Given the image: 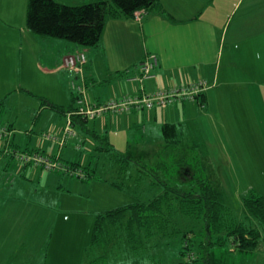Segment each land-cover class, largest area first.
<instances>
[{"label": "rangeland", "instance_id": "rangeland-1", "mask_svg": "<svg viewBox=\"0 0 264 264\" xmlns=\"http://www.w3.org/2000/svg\"><path fill=\"white\" fill-rule=\"evenodd\" d=\"M27 2L28 0H0V46L6 47L1 54L2 56L12 55L11 66L16 64L13 68L18 69L17 72L12 69L10 83L0 87V99L5 98L0 112V256L4 254L6 257L5 250L9 249L10 255L18 254L13 264H81L84 254L79 258L75 244L77 247L78 242L89 241L96 213L129 203L139 195V191L143 193V191L150 190L146 192L151 194L155 190L156 186L151 187L147 177H143L142 181H133L135 165L131 163L127 168L132 175V182L128 184L126 178H122L123 176L119 178L115 169L120 164L115 158L118 155L127 154L133 159L152 162L155 150L159 151L164 148L163 141L159 139L155 129L160 119L158 118V122L155 123L153 116L145 119V113L133 112L122 114L117 118V122L109 121L108 125L103 126L101 118L97 117L95 120L88 121L92 125L98 123L96 127L89 125V130L77 127L76 132L75 125H71L73 134L64 136L66 114L63 117L42 105L44 102L39 95L45 96L51 102L56 99L70 104L73 82L82 81L80 78H75L72 72L71 74L63 72L62 78L66 77V87L69 93V99H67L65 95L55 94V87L61 88V78L57 80L54 76L34 74L36 72L30 71L27 62L28 57L33 56L34 48L38 49L39 42L37 41L42 37L68 43L71 41L50 36H35L37 40L32 38L30 35H33L31 34L33 32L25 28ZM19 45L21 46L20 51L27 52L23 55V58L26 57L27 67L20 64V57L13 58L15 49H18ZM82 48L89 50L94 47L83 46ZM65 50L68 51L66 48ZM85 50L81 51L85 53ZM106 59V53L96 56L95 63L98 64L95 66V73L98 74L94 76L96 82H89L85 85V76H89V72L83 70L82 84L86 99L90 103L119 100L122 95L112 97V91L117 90L122 81H125L124 89H129V83L123 78L118 79L114 74L107 75L105 78ZM99 72H101L100 75ZM219 80L223 93L216 94V97H229L230 103L226 101V103L218 104L214 100V105H212L215 110L212 117L207 119L204 116L201 125L205 130L208 143L209 171L216 175L224 189V200L230 208L232 219L238 220L243 215L242 197L246 192L251 189L264 195V120L260 112L255 114L257 115L256 121L253 114L249 115L248 97L251 88L250 82H247L248 73H242L237 77L229 72L224 75L220 73ZM153 86V82L146 86L148 90H145L148 94ZM159 86L164 87L161 84ZM157 87L156 84L154 88ZM6 93L9 95L4 97ZM218 108L226 110L221 109L219 112ZM100 112V114L105 113V110ZM76 114L79 113L76 112ZM258 115L260 120L257 119ZM127 118L131 119L126 121ZM118 122L121 125L120 129L117 127ZM148 125L151 129L144 130ZM128 126L135 127L129 129ZM11 132H15L16 140L8 145L7 141ZM28 134L31 135L33 141L28 142L31 145L23 146L18 138L20 135L27 136ZM103 139H109L112 145L109 151L99 152L96 146ZM128 139H131L130 146L127 144ZM30 154L39 155L38 160L35 162L34 158H28L27 155ZM92 154L96 155L95 161ZM157 156L156 154L153 164ZM41 157L48 158L53 163V167H48V161ZM67 160H79L83 167L88 163L90 166L93 164L94 175L86 178L87 173L83 167H75L76 165L70 164ZM69 166L80 171V177L74 175L73 171L69 172ZM55 177L57 184L60 180L62 184V186L57 185L56 194L60 198V205L57 207L44 201L39 192V190L49 192ZM162 178L165 179V177ZM113 181L118 182L121 187L115 186ZM184 182L186 183V180ZM168 183L178 189L179 187L188 189L187 184L179 183L178 177L169 179ZM57 212L65 220L64 222L58 219ZM87 222L91 224L90 232L87 231ZM78 224L82 225L76 228ZM201 225L200 220L194 217L177 216L176 226L179 230H191V234L196 236L194 249L197 253H201L197 235ZM1 226L3 227L2 232ZM113 229H109L108 241L96 248L95 252L98 250L106 253L107 248L116 242L113 251L115 256L121 257L125 264H137L131 250L126 246L127 243L119 240L122 232L116 229L113 231ZM168 229L170 230L171 227ZM169 233L168 231V235L154 238L156 246L151 251L162 258L163 264H176L179 241L182 242L183 238L180 237L179 240V235ZM31 236L35 242L47 240L45 247L42 250L33 248V255H28L27 259L19 261L25 251L24 246L22 249L19 248V242L29 240ZM48 239L52 241L47 246ZM165 240L169 242L166 243ZM59 245L63 247L60 248ZM227 249V246H222L218 250L226 251ZM30 252L31 250L28 249V254H31ZM139 254L146 255V249L139 250ZM225 255L243 264H264V252L262 251L256 250L249 257L231 251L227 254L224 252ZM189 258L193 259L194 254ZM6 261L7 259L3 261V264ZM158 261L161 262V259Z\"/></svg>", "mask_w": 264, "mask_h": 264}, {"label": "crops", "instance_id": "crops-1", "mask_svg": "<svg viewBox=\"0 0 264 264\" xmlns=\"http://www.w3.org/2000/svg\"><path fill=\"white\" fill-rule=\"evenodd\" d=\"M57 1L68 5H78L96 0ZM159 5L162 11L159 8L145 9L140 19H135L133 16L106 17L98 45L93 46L94 48H89V50H85L82 45L72 41L68 43L62 40H53L52 38L43 39V37V41L38 39V49L34 48L33 56L28 57L27 64L30 71L36 72L34 74L41 73L44 76H54L57 80L61 78V88L55 87L56 93H54L65 95V98L69 99L66 77L62 78V76L63 72L71 74V71L64 66L63 60L66 55L72 54L79 49L85 50L86 53L87 61L84 65V71L89 72V76H85V85H88L89 82H96L94 76L96 77L98 74L95 73V66H98V64L95 63V59L98 54L104 55L105 53L107 54L105 78L107 75L114 74L118 79L123 78L129 83V89L126 90L124 89L125 81L120 82L118 89L112 91V97L122 95L120 97L122 98L127 95H135L136 93L148 94L145 89H147L146 86L150 82H153L154 85L150 88L151 92L161 88H170L178 84L186 86L201 83V88L206 87L195 99L176 101L163 106L164 108L156 106L152 109H130V111L118 113H112L109 110L105 111V113L90 119L87 118L82 124H77L76 122L74 124L76 132L77 127L89 130L88 126L92 124L88 123V121L95 120L97 117H100L103 126H106L109 121L113 122L114 120L117 122V118L122 114L142 112L146 114L144 115L145 119L153 116L155 123L158 122V118L160 119L155 129L161 140L162 124L171 122L180 125L184 135L190 137L196 133L201 134L206 144H208L205 130L201 124L204 116L207 119L212 117L215 110L213 106L214 100L218 104L226 103V101L230 103L229 97H216V94L223 93V89L220 88V73L224 75L226 72L232 73L234 77L240 76L242 73L249 74V80H247V82H250L251 88L248 97L250 104L249 115L253 114L256 121L257 115L255 114L260 112V116L264 120V0H159ZM25 28L27 29L26 21ZM31 34L33 35L30 36L35 38V40H37L35 36H46L35 32ZM4 48L6 47L0 46V87L10 83V72L12 69L15 72L18 71L17 67L16 69L13 68L16 64L13 67L11 66L12 55L2 56L1 52H3ZM65 48L68 50L67 52ZM20 50L21 46L19 45L18 49H15L13 58L20 57V64L27 67L25 64L26 57L23 58V55H26L27 52ZM151 54L155 56L156 64L151 69L150 75L141 77V64ZM202 83H205L204 86H202ZM156 84L158 87L155 89ZM160 84L164 85V87L159 86ZM7 95L9 93H6L4 97H7ZM39 96L56 105L65 106L69 104L56 99L54 100L57 102H51L45 96ZM95 102L96 105L102 103V101ZM221 109L226 110L225 108H218L217 110L220 112ZM60 115L65 116L64 114ZM260 116L258 115L257 119L260 120ZM130 119L127 118L126 121ZM68 122L66 115V125ZM97 124L93 123L92 126L96 127ZM66 125L63 128V134ZM135 126L139 127L138 125ZM135 126L128 127L133 129ZM117 127L119 129L121 127L119 122ZM150 129L151 126L148 125L144 130ZM64 136L67 135L64 134ZM15 138V132H11L7 141L8 145H11L16 140ZM18 139L23 146L31 145L28 142L33 141L30 134L27 136L20 135ZM108 141L110 142L109 139ZM128 143L129 139L127 140ZM62 177L64 176L62 175ZM57 185L62 186L61 180L57 184L55 177L52 181V189L49 192L39 190L41 198L55 207L60 205L59 195L56 194ZM58 219L62 222L65 221L59 213ZM81 225H76V228ZM90 226L91 224L88 223L87 231L89 232ZM2 228L1 226V232L3 231ZM24 241L19 242V248L22 249L23 246L25 248L19 261L27 259L28 255H33V248L42 250L47 240L35 242L31 236L29 240ZM51 241L52 239H48L47 246ZM88 244L89 241L78 242L77 247V244H75V250L79 258L84 254L81 264H86L88 261L89 254L86 253L85 255ZM114 244L116 245V242L112 243L105 253L108 264H125L121 257L118 258L113 253ZM59 247L62 248L63 246L59 245ZM28 249L31 250V254H28ZM257 251L264 252V249ZM255 252L256 250L250 255ZM5 254L6 257L4 254L0 256V264H3L6 259L7 261L4 264L15 263L17 253L10 255V250L7 249ZM96 254L97 251L95 252L94 250L90 253V257ZM250 255L246 254L245 256L249 257ZM177 257L176 263L181 260L179 256Z\"/></svg>", "mask_w": 264, "mask_h": 264}, {"label": "trees", "instance_id": "trees-1", "mask_svg": "<svg viewBox=\"0 0 264 264\" xmlns=\"http://www.w3.org/2000/svg\"><path fill=\"white\" fill-rule=\"evenodd\" d=\"M150 8H159L162 11L159 0H96L78 5H68L57 0H28L26 26L39 35L66 39L83 46H95L101 39L106 17H132L135 10ZM204 84L202 83V86ZM172 88L189 91L188 85L184 84L161 89ZM204 88L189 96L180 95L178 100L173 102L195 99ZM72 92L71 102L65 106L49 103L43 97L40 98L44 102L42 105L60 114L71 113L72 125L76 122L82 124L89 117L73 113L77 110V94ZM3 106L4 99H1L0 112ZM161 136L164 148L155 150L154 159L156 154L158 156L154 164V159L152 162H144L130 158L127 154L115 158L120 164L115 169L119 178L123 176L128 184L132 182V175L127 168L131 163L135 165L133 181H142L143 177H147L149 185L156 186L157 189L155 188L151 194L146 192L150 190L143 193L139 191V195L129 203L97 212L86 253L93 252L108 241L110 228L122 232L119 240L127 243L126 246L135 255L134 261L137 264H163L162 258L151 250L156 246L154 238L168 235V231L170 235H179V240L180 237L183 238L177 250L181 260L176 264H243L234 258L224 256V252L250 255L255 250L264 249V195L250 189L242 197L243 215L238 220L232 219L230 208L224 200V189L216 175L209 171L208 148L201 134L196 133L189 137L182 133L180 125L164 122L161 126ZM130 144L131 139L128 145ZM111 145L108 139H103L97 144L96 150L105 151ZM92 156L95 161L96 155ZM27 157L39 158V155L30 154ZM44 159L48 163L51 162L48 158ZM70 164L83 167L79 160L70 161ZM83 168L87 173L86 178L94 175L93 164L90 166L88 163ZM70 169L74 175L80 177V171L73 166H69ZM177 177L179 183L188 185V189L185 187L178 189L169 185V179ZM112 183L121 187L116 181ZM179 215L200 220L202 227L197 235L201 253L194 249L196 236L191 234L192 231L189 229L190 232L180 231L176 226ZM222 246H227L228 249L219 251ZM142 248L146 249V255L139 254ZM192 254L194 258L190 259ZM87 259L86 264H108L104 252L98 251L92 257L88 255ZM160 259L161 262L158 261Z\"/></svg>", "mask_w": 264, "mask_h": 264}, {"label": "built area", "instance_id": "built-area-1", "mask_svg": "<svg viewBox=\"0 0 264 264\" xmlns=\"http://www.w3.org/2000/svg\"><path fill=\"white\" fill-rule=\"evenodd\" d=\"M145 12V9H138L135 10L133 13V17L135 19H140L142 17V14ZM86 54L84 51L76 50L72 54H68L65 56L63 60V64L65 67H67L76 78H80V81L83 82V70L84 65L86 63ZM156 64V59L154 55H150L149 57H146L145 60L142 62L140 70L141 74L143 76L150 75L151 69ZM82 82H73L72 89L77 94V110L73 113H79L83 114L85 116H88L89 118L95 117L96 115H99L101 110H109L112 113H118L123 112L130 109H146V108H152L154 106H165L169 104L170 102H173L174 100H178V96H189L193 92H197L198 89L201 88V83L196 84H190L188 85L189 91L181 90L172 88L171 90H156L154 92H151L149 94L144 93H136L135 95H127L122 98H120L117 101H110L107 103H101V104H91L87 101L85 97L84 87ZM70 114H67V118L69 120L65 132V135L73 134V130L71 128V118ZM36 158V159H35ZM34 158V161L36 162L38 160L37 157ZM48 167H53V163L49 162L47 163ZM72 170L70 169L69 172ZM81 174V172H79ZM73 175V174H70Z\"/></svg>", "mask_w": 264, "mask_h": 264}]
</instances>
